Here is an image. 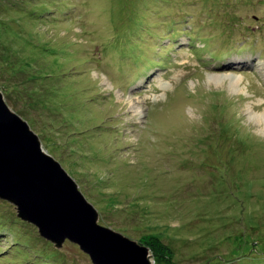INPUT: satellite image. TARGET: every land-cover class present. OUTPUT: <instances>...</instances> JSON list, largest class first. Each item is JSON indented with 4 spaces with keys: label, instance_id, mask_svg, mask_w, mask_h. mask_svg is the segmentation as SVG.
<instances>
[{
    "label": "rangeland",
    "instance_id": "obj_1",
    "mask_svg": "<svg viewBox=\"0 0 264 264\" xmlns=\"http://www.w3.org/2000/svg\"><path fill=\"white\" fill-rule=\"evenodd\" d=\"M0 92L101 226L264 264V0H0ZM17 213L0 264H93Z\"/></svg>",
    "mask_w": 264,
    "mask_h": 264
},
{
    "label": "water",
    "instance_id": "obj_2",
    "mask_svg": "<svg viewBox=\"0 0 264 264\" xmlns=\"http://www.w3.org/2000/svg\"><path fill=\"white\" fill-rule=\"evenodd\" d=\"M0 199L15 205L18 217L35 225L56 249L70 241L93 264H152L147 246L98 224L97 210L78 184L44 151L39 137L9 108L1 92Z\"/></svg>",
    "mask_w": 264,
    "mask_h": 264
},
{
    "label": "trees",
    "instance_id": "obj_3",
    "mask_svg": "<svg viewBox=\"0 0 264 264\" xmlns=\"http://www.w3.org/2000/svg\"><path fill=\"white\" fill-rule=\"evenodd\" d=\"M138 241L141 245L147 246L150 249L151 254L157 258L158 262L175 264L171 248L161 238L148 234Z\"/></svg>",
    "mask_w": 264,
    "mask_h": 264
},
{
    "label": "bare ground",
    "instance_id": "obj_4",
    "mask_svg": "<svg viewBox=\"0 0 264 264\" xmlns=\"http://www.w3.org/2000/svg\"><path fill=\"white\" fill-rule=\"evenodd\" d=\"M27 194V193H26ZM29 194H30V192H29ZM21 219V218H20ZM22 220V219H21ZM25 222V221H24Z\"/></svg>",
    "mask_w": 264,
    "mask_h": 264
},
{
    "label": "clouds",
    "instance_id": "obj_5",
    "mask_svg": "<svg viewBox=\"0 0 264 264\" xmlns=\"http://www.w3.org/2000/svg\"><path fill=\"white\" fill-rule=\"evenodd\" d=\"M18 214V213H17Z\"/></svg>",
    "mask_w": 264,
    "mask_h": 264
}]
</instances>
